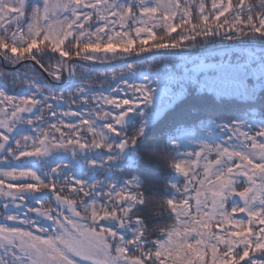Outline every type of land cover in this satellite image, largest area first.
Listing matches in <instances>:
<instances>
[{
    "label": "snow or ice",
    "instance_id": "obj_1",
    "mask_svg": "<svg viewBox=\"0 0 264 264\" xmlns=\"http://www.w3.org/2000/svg\"><path fill=\"white\" fill-rule=\"evenodd\" d=\"M0 264H264V0H0Z\"/></svg>",
    "mask_w": 264,
    "mask_h": 264
},
{
    "label": "trees",
    "instance_id": "obj_2",
    "mask_svg": "<svg viewBox=\"0 0 264 264\" xmlns=\"http://www.w3.org/2000/svg\"><path fill=\"white\" fill-rule=\"evenodd\" d=\"M200 50V49H197ZM196 51V50H195ZM200 53V52H199ZM199 53H194V54H199ZM145 175L149 178V179H158L161 178L163 176L162 172H159L158 170H156L153 166L149 165L147 167V169L145 170Z\"/></svg>",
    "mask_w": 264,
    "mask_h": 264
}]
</instances>
